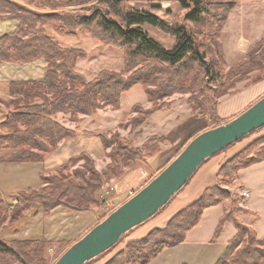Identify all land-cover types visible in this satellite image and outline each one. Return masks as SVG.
Here are the masks:
<instances>
[{
	"label": "trees",
	"instance_id": "1",
	"mask_svg": "<svg viewBox=\"0 0 264 264\" xmlns=\"http://www.w3.org/2000/svg\"><path fill=\"white\" fill-rule=\"evenodd\" d=\"M44 1L50 12H36L13 0H0V21L16 23L11 32L0 35V62L20 65L36 60L45 62L40 80L9 82L11 99L8 102L12 109L0 122V149L14 152L3 159L5 161L42 162L45 153L76 135L74 130L55 120L58 113L69 114L74 120L78 114L91 115L104 106L117 109L121 95L137 84L141 85L151 107L143 109L139 104L132 107L135 113L129 121L132 127L139 126L156 110L167 108V104L159 102L174 93L188 94L191 111L207 117L215 127L224 123L216 114L218 98L231 94L235 83L246 80L249 73L264 69V39L255 42L243 59L225 69L219 38L236 5L235 0ZM170 1L186 10L181 21L166 22L131 5L132 2ZM73 6H84L88 13L57 12ZM50 22L59 24V32L68 35H74L78 28L90 29L100 43L123 48L124 73L129 74L124 76L123 72L102 70L87 80L75 68L76 61L85 58L84 52L78 48H63L52 40L45 33ZM144 25L172 37V46L167 48L153 39L144 30ZM262 129L264 126L237 142ZM90 133L99 139L102 149L107 150L105 156L109 162L105 168L98 171L91 156L85 152L70 157L68 163L83 160V167L70 174L39 175L41 185L38 188L16 193V199L21 201L19 207L10 209L11 205L0 198V225L7 219L14 222L15 216L20 218L37 208L42 209L44 216L57 206L74 211L92 209L98 203L97 193L110 178L120 177L126 168L146 164V159L157 149L146 143L140 148L133 147L118 133L107 134L98 130ZM263 159L264 137L254 140L225 161L217 171L216 183L205 189L198 200L174 214L164 228L152 229L139 240L125 242L103 264L148 263L162 249L183 242L186 232L199 222L203 211L217 204L222 206V215L211 242L218 237L226 222H230L236 231L215 264H264V237L257 240L255 231L239 220L238 216L247 211L236 205V193L222 187L232 183L240 170ZM65 167L67 164H62L59 170ZM47 244L45 238L12 241L0 238V264H47ZM114 246L85 264L98 261Z\"/></svg>",
	"mask_w": 264,
	"mask_h": 264
},
{
	"label": "crops",
	"instance_id": "2",
	"mask_svg": "<svg viewBox=\"0 0 264 264\" xmlns=\"http://www.w3.org/2000/svg\"><path fill=\"white\" fill-rule=\"evenodd\" d=\"M22 2L21 0H13ZM237 6L229 14L224 31L231 28V35L228 43H223L224 50L234 53L239 57H243L247 50L255 42L264 39V0H236ZM234 14V15H233ZM231 22V23H230ZM230 23V24H229ZM8 22H0V34L6 32L4 27ZM243 28L245 26L246 30ZM148 33L149 30L156 31L153 27L143 26ZM244 31V32H243ZM246 31V32H245ZM160 35L159 33H157ZM165 36L161 34L160 36ZM162 37L161 40H156L163 46L169 48L172 46L174 39L170 36ZM45 62L40 60L28 62L25 64H16L10 62H0V101L11 99L9 93V82L16 80H40L44 73ZM253 74V73H252ZM264 95V77L259 80L240 81L236 84L234 91L231 94H225L218 98L216 105V114L220 120L227 122L244 111L247 107L257 101ZM150 104V102H149ZM149 104L145 106L149 107ZM7 109L0 102V122L5 118ZM156 113H162L161 110H156ZM163 116H158L159 121L163 117V121L156 127V131L150 135L163 137L164 140L160 144V150L151 156L146 166L126 168L123 175L130 176V182L122 181L121 177L111 178L106 186L112 187L116 191V202L122 203L134 191L141 188L147 181L156 175L165 165L171 161L175 155L188 143L194 136L200 132L211 128L213 123L202 115L193 114L188 105L173 106L168 112L162 113ZM153 128V127H152ZM1 134V133H0ZM142 136V135H141ZM141 136L139 137L141 139ZM257 134L252 135L240 142H236L229 146L224 151L209 157L204 161L192 175L186 186L155 216L143 222L134 228L125 237L124 242L135 241L143 238L149 231L155 228H164L170 218L178 211L186 208L194 201L198 200L205 189L213 186L216 183V174L219 167L228 159L242 151L248 143H250ZM143 142L138 141L135 147L142 146ZM0 152L5 155H0V195L6 193H14L12 197H16V193L22 191L21 183L25 180L26 162H9L3 159L9 157L14 152L12 149H0ZM104 153V152H103ZM104 155V154H103ZM264 159L256 164L240 170L234 180L232 188L239 187L241 196V207L246 213L239 216L244 223V217L253 216L257 211L252 210L246 199L250 194L251 186L243 179V172L251 169L256 165H260ZM108 163V158L105 156L103 167ZM32 164V163H29ZM144 166V165H143ZM39 174V173H38ZM39 178V175H38ZM136 184V186H134ZM28 189V188H27ZM245 193V195H243ZM7 202L5 199L1 198ZM14 201H17L16 199ZM96 211L92 208L84 211H74L68 208L57 206L50 210L45 216V222L50 223L49 227L45 226L42 230V237L46 240L52 237H59L67 234L70 241H75L86 233L99 220L96 216ZM39 215L36 214L34 217ZM222 215V206L220 204L206 208L199 222L186 232L183 242L169 248L162 249L152 260L146 264H182L188 261L181 255L184 250L189 249L190 258H193L192 264H215L222 253V250L216 247L214 242H211L213 233L218 225ZM205 223V225H204ZM230 223V222H229ZM229 223L225 224V229L229 228ZM234 227V226H233ZM235 228L231 232V237L235 234ZM52 236V237H50ZM264 237V236H263ZM259 238L256 234L257 240ZM28 238V237H27ZM26 238V239H27ZM31 239V238H29ZM228 240V241H229ZM227 241V242H228ZM70 242V243H72ZM190 264V263H189Z\"/></svg>",
	"mask_w": 264,
	"mask_h": 264
},
{
	"label": "rangeland",
	"instance_id": "3",
	"mask_svg": "<svg viewBox=\"0 0 264 264\" xmlns=\"http://www.w3.org/2000/svg\"><path fill=\"white\" fill-rule=\"evenodd\" d=\"M21 1L22 2H20L19 4L25 6L30 10L36 12L51 11L49 6L45 3L44 0H21ZM257 1L260 2V0ZM131 5L134 8L149 11L157 15L166 22L181 21L186 11L185 9L181 8L178 3L173 1L162 2V3L132 2ZM236 6H237V2L235 7ZM85 9L86 8L84 6H76V7L73 6V7H64L62 9L57 10V12L75 11L78 13L86 14L88 13V11ZM0 22H4V21H0ZM6 22H8L9 24H6V26L4 27V31L11 32L15 28L16 23L14 21H6ZM58 25L59 24H57L56 22H50L45 27V33L48 36H50V38L54 40L59 46L63 48H76V49L78 48L84 52L85 58L78 59L75 64V68L76 71L81 73L87 80H91L102 70H113L117 72H123L124 76H127L129 74V72L124 73L123 48L113 47L100 43L94 37L90 29L78 28L75 30L74 35H68L59 32L57 28ZM189 25L191 26V24ZM145 26H149V25H145ZM225 26L226 24L222 29V34L219 40L221 42L223 56L225 59V69H227L232 64H235L236 62L243 59L245 55L243 57L242 56L239 57L234 53L229 52L228 50H226L225 52L223 43L226 42L228 43V39L230 38L231 35V28L227 27V29L224 31ZM245 28H246L245 26H243V28H240L239 26V30L242 29L246 30ZM155 30L158 31L157 29ZM157 33H159L160 35L164 34L161 33L160 31L158 32H153L151 30L148 31V34L155 40H161L160 38L162 37L167 38L168 36L166 34H164L165 36L163 35L160 36ZM40 61L43 62V60ZM258 77L260 78L264 77V69H262L261 71H253L249 73L248 78L246 80L249 79L250 82ZM237 83H235V85L232 87L231 93L234 91ZM187 99H188V94L174 93L171 96L165 97L159 102L168 105L167 108H162L160 110L162 111V113H164L171 110L173 106H177L181 104L189 106ZM9 100L10 99H8L7 101L4 100L0 101L5 107V110L7 109L6 112L12 109V106L8 102ZM135 104H139L143 109L144 108L146 109L145 106L149 104V101L147 100L144 91L141 85L139 84L134 85L132 88H130L128 91H126L121 95L119 108L117 109H113L110 106H104L96 110V112L91 115L78 114L74 120L70 119L69 114L58 113L55 116V120L65 128L69 130H74L76 132V135L72 139H66L61 141L55 149L45 153L43 155L42 162H26L27 163L26 165L28 166H26L25 168L26 177L25 180L21 183V185L23 186L21 190L24 191L27 188H38L41 185L38 175L56 174L58 172L62 174H70L73 172V170L77 168L78 169L82 168L84 165L83 160H78L73 164L68 163L69 162L68 160L70 157L78 156L79 154H82L84 152L88 153L91 156L94 162V166L98 171L103 170L105 168L103 167V164L105 162V152L107 150L106 151L103 150L99 139L90 133L95 130L102 131L107 134L118 133L120 136L125 137L133 147H135L138 141L143 142V144L144 143L149 144L152 147L157 148L151 156L156 154L160 150L161 147L160 144L164 140V138L159 137L157 135L151 136L150 133L156 131L154 127L155 126L157 127L161 123V121H163V117L160 119L161 121H159L158 119V116H163V114L153 112L149 116V118L145 120L143 123H141L139 126L132 127L129 124V121L131 120L132 116L135 115V113L132 111V107ZM150 107H151V103L147 108ZM192 113L196 114L194 112ZM210 123L212 122L210 121ZM254 134L255 135L257 134V137L255 136V138L250 143H252L256 139L261 140V138L264 137V129ZM140 136L141 139L139 138ZM250 143H248V145ZM140 147L141 146H139L138 148ZM0 155H5V154L0 152ZM151 156H149L146 159V161H148V159ZM62 164H67V167H65L63 170L61 169L60 171L59 166ZM146 164H138L135 167L142 166L141 167L142 169H146L145 166ZM242 175H243V179H245V182L247 184L246 187H249L248 186L249 184L252 189L250 191L249 196L246 199L247 203L249 204L248 206H250L252 210L257 211L256 215L244 217V221H245L244 224L251 227L255 231L257 236L259 238H262L264 236V162H262V164L260 165H256L251 169L243 172ZM121 180L129 183L130 176H127L125 178L123 176L121 177ZM233 183L235 184L234 180L232 183L228 185H222V187L238 195L237 196L238 202L236 203V205H239V207H241L242 201H241V196L239 194L240 193L239 187L236 186L235 188H232ZM134 186H136V184H134ZM139 189H137L136 191H138ZM136 191H134L133 193H135ZM13 194L14 193L9 192L6 193V195L3 196L0 195V198L5 199L7 201L6 203L11 205L10 209L11 207H15V206L19 207L21 205V201L19 199H16V197L15 199L17 201H14L15 199L14 197H12ZM115 196H116V191L112 187L106 186V184L99 190V192L96 195V199L98 203L97 205L93 206V209L96 211L95 214L96 216H98V218H101L102 216H105L106 214L110 213V211L114 210L117 206L121 204V203L118 204V202H116ZM130 196L131 195H129L127 199ZM38 213L39 215L37 217L39 218L34 217V215ZM15 219L16 220L14 222L7 219L3 223H1L0 238L6 241L22 240V239H26L27 237H28L27 239L29 238L41 239L40 237L42 236L40 235H42V230L45 229V226L46 227L50 226V223L45 222V216L43 214L42 209L40 208H37L34 212L31 211L28 215L21 216L20 218L18 216H15ZM225 224L218 237L214 240V244H216V247L222 250L221 255L225 250L227 241L229 240L228 238L231 237L232 230H234V227L231 223L228 224L229 228L227 229H225ZM68 237L69 236L67 234H63L62 236L55 238L52 237L51 239L48 240L47 249L45 251V257L48 260L47 264L53 263L55 257L60 255L61 252H63L67 248L66 247L67 244L72 242L68 239ZM119 240L121 241L116 243V245L110 251L102 255L101 258H98V261L91 262V264H103L111 255H113L116 251L121 249L124 246L125 238H121ZM183 253L185 254V256L184 255L181 256L184 257L186 261H188V264L189 263L192 264L191 262H193L194 259L190 258L189 249L187 248L186 250L183 251ZM182 264H187V263L183 262Z\"/></svg>",
	"mask_w": 264,
	"mask_h": 264
},
{
	"label": "water",
	"instance_id": "4",
	"mask_svg": "<svg viewBox=\"0 0 264 264\" xmlns=\"http://www.w3.org/2000/svg\"><path fill=\"white\" fill-rule=\"evenodd\" d=\"M264 126V95L231 120L194 136L138 191L73 241L53 264H85L114 246L130 229L154 216L202 162Z\"/></svg>",
	"mask_w": 264,
	"mask_h": 264
},
{
	"label": "built area",
	"instance_id": "5",
	"mask_svg": "<svg viewBox=\"0 0 264 264\" xmlns=\"http://www.w3.org/2000/svg\"><path fill=\"white\" fill-rule=\"evenodd\" d=\"M243 195H245V193H243Z\"/></svg>",
	"mask_w": 264,
	"mask_h": 264
}]
</instances>
